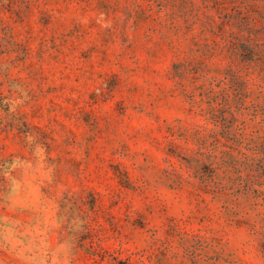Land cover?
<instances>
[{"label": "rangeland", "instance_id": "1", "mask_svg": "<svg viewBox=\"0 0 264 264\" xmlns=\"http://www.w3.org/2000/svg\"><path fill=\"white\" fill-rule=\"evenodd\" d=\"M0 264H264V0H0Z\"/></svg>", "mask_w": 264, "mask_h": 264}]
</instances>
